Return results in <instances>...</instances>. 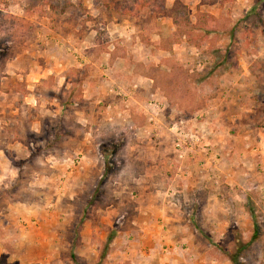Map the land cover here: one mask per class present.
I'll return each mask as SVG.
<instances>
[{"label":"rangeland","instance_id":"374dc122","mask_svg":"<svg viewBox=\"0 0 264 264\" xmlns=\"http://www.w3.org/2000/svg\"><path fill=\"white\" fill-rule=\"evenodd\" d=\"M0 173V264H158L135 250L162 205L177 264H264V0H0ZM34 204L52 248L13 217Z\"/></svg>","mask_w":264,"mask_h":264},{"label":"crops","instance_id":"0c3cea01","mask_svg":"<svg viewBox=\"0 0 264 264\" xmlns=\"http://www.w3.org/2000/svg\"><path fill=\"white\" fill-rule=\"evenodd\" d=\"M68 50H69V48H68ZM157 52L160 53L159 57H166V56H164L167 53L166 50L158 49ZM65 53H66V51H65ZM66 55H67V58H69L71 53L67 52ZM103 59H105V60H103ZM103 59H101V63L106 65L107 59L106 58H103ZM115 60H117L116 62H118V63H123L126 61V60H124V58H122V56L116 57ZM103 61H105V62H103ZM51 64H50V66H52L51 70H50V66L43 71L40 69V67H37L35 70H33L34 71L33 74L37 75V77H39L38 80L40 78L44 77L45 75L48 76L51 73L53 74V71H55L57 66L55 63H51ZM64 65H67L68 67H70L69 64H65V61H63L61 64L62 73L68 68V67L66 68V66H64ZM109 67L110 66L107 65L106 68H109ZM27 77L28 76L26 75V78ZM141 78L143 80H147V82L141 81L140 83H144V84L147 83V85H148V83H149V85H151L153 83V79L148 77V76L147 77H141ZM141 78H138L137 82ZM25 81H27V80H25ZM106 83L111 85L110 91L116 93V87L119 84H114L113 80H110V81L106 80ZM86 86H87V89L85 91V96H86V93H88L90 95L95 93V91H96L95 80L91 84L87 83ZM134 88L135 89L137 88L136 85H133V89ZM145 88L147 90H150L149 86H147V87L145 86ZM111 107H112V110L114 112H117L120 117H123L124 115L131 117L129 109H125L122 106V104H117V103H110L109 104L108 103L107 108L110 109ZM133 116L134 115L132 113V117ZM3 175L0 173L1 178L3 177ZM166 207H167L166 205H162V206L158 207V209L160 210L159 213L164 214L162 216V219L159 221V223H157L158 221L156 222L157 219H154L155 216H153L151 214V211H154L155 208L151 209L149 206H146L143 208L145 213L150 215L147 219H145L144 226H143L145 232L148 233V236H147V238L143 239V241L140 244H138L139 247L137 250H135V254H137L138 256H142V257L147 256V257H144V259H147V260H150V258L151 259L155 258V260H157L158 264H177V239H181V238H178L179 237L178 234H179V232H183L185 230L186 224L179 221L177 218V215H173V214H170L167 211H165ZM47 208H48V206H47ZM47 208H44L42 206H38L36 204L31 205V206L30 205L17 206L15 208V210L13 211V213H14L13 217L15 219H17L18 221H24V222H29L31 220L39 221V226H40L39 228H41L40 229L41 232L39 233V235H43L44 232H49V235L45 236V239L39 238L40 241H42V242H40L37 238V244L45 243L46 245H48L52 248V246H56L55 242L57 241V237L54 235L53 230H54L55 226L59 223V221H58L59 219L57 217L58 211L56 208L55 209L49 208L48 210H47ZM187 228H189V227L187 226ZM188 237H191V236L187 235V237H185V238H188ZM182 238H184V237H182ZM189 239H191V238H189ZM20 240L21 241L23 240L25 243L30 242L31 245L36 244V242H34L35 239L31 238L30 235H29V238L22 235ZM183 241L190 242V241H187V239H185ZM119 243H120V241L118 242V240H117V242H115V244H114L116 249L120 250L117 253H120L121 256L123 257V259H127L128 255H129V254L127 255V251L129 250V247L128 248L122 247L119 249V247H118ZM125 244L128 245L127 243H125ZM22 245H24V244H22ZM55 250H56V248H55Z\"/></svg>","mask_w":264,"mask_h":264},{"label":"trees","instance_id":"16d2710c","mask_svg":"<svg viewBox=\"0 0 264 264\" xmlns=\"http://www.w3.org/2000/svg\"><path fill=\"white\" fill-rule=\"evenodd\" d=\"M207 18H211L210 16L208 15H205ZM62 133V132H61ZM63 134V133H62ZM54 137H55V140H57L61 135L57 132H54ZM81 222V220H80ZM257 237V233H256V226H255V229H254V232H253V238H256ZM108 240L110 241V238H108ZM104 257L105 255H101L100 258H99V261L97 264H100V262H102L104 260ZM70 259L71 261L74 263V264H81V260L74 254L71 252L70 254ZM229 260L231 262V264H239L238 262V257L237 256H229Z\"/></svg>","mask_w":264,"mask_h":264}]
</instances>
